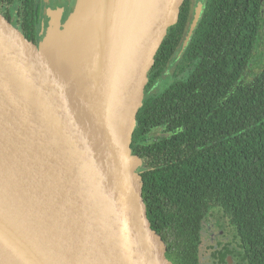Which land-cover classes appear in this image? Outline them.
Instances as JSON below:
<instances>
[{"label":"water","instance_id":"obj_1","mask_svg":"<svg viewBox=\"0 0 264 264\" xmlns=\"http://www.w3.org/2000/svg\"><path fill=\"white\" fill-rule=\"evenodd\" d=\"M70 1L46 2L38 40L0 10V264H177L133 131L183 0Z\"/></svg>","mask_w":264,"mask_h":264},{"label":"trees","instance_id":"obj_2","mask_svg":"<svg viewBox=\"0 0 264 264\" xmlns=\"http://www.w3.org/2000/svg\"><path fill=\"white\" fill-rule=\"evenodd\" d=\"M11 1L22 7V27L33 34L32 0ZM179 9L154 56L153 79L164 75L181 44L184 4ZM262 30L264 0H206L177 67L193 60L192 70L145 96L136 115L133 154L142 163L147 214L158 233L171 229L185 264H196L201 223L215 206L239 247L250 250V264H264L263 52L257 70H249ZM157 127L166 135L151 138Z\"/></svg>","mask_w":264,"mask_h":264},{"label":"flooded vegetation","instance_id":"obj_3","mask_svg":"<svg viewBox=\"0 0 264 264\" xmlns=\"http://www.w3.org/2000/svg\"><path fill=\"white\" fill-rule=\"evenodd\" d=\"M47 1H49L50 4H52L54 1H56V3L62 1L67 3V0H32V13L34 16L33 24L35 28L33 34L22 27L23 23L21 22L20 17H22L24 12H22V7L19 4L17 5L12 1L10 2V0H0V10L7 17L14 19L18 27H20L22 30H25L35 40H38L41 17ZM71 2L72 1H70V3ZM183 4L186 26L181 44H179L177 50L174 52L173 58L169 60L164 75L158 76L157 78L155 77V79H153V73L149 74L148 72L146 88L147 86L149 87L144 90V99L145 95H147L150 90H155L157 88L152 87L159 79H161V77L173 76L171 77V81L185 79L194 66L195 61L192 60L188 63V65L182 68L180 72H177V67L180 64L182 54L184 53L200 20L203 18L206 0H183L182 6ZM197 9H199V15L196 26L186 44V47L180 53L187 33L194 21ZM151 96H155V94ZM159 234L161 235V238L167 247L173 249L177 253V264H185L186 257L183 259L184 254L183 252H180V241L176 239V237L171 232V229L169 227H162ZM198 238L199 242L196 248V264H250V250H246L245 247H239L235 230L230 225L227 216L224 215L223 211L219 207H212L205 213Z\"/></svg>","mask_w":264,"mask_h":264},{"label":"rangeland","instance_id":"obj_4","mask_svg":"<svg viewBox=\"0 0 264 264\" xmlns=\"http://www.w3.org/2000/svg\"><path fill=\"white\" fill-rule=\"evenodd\" d=\"M71 1H73V0H71ZM52 5L55 6L56 1H54L52 3ZM260 36H261L262 41L257 45L256 52L254 55L255 60H252L249 70H257V68L260 66L261 62L263 61L262 52L264 53V30L261 31ZM64 38L65 37H59V38L57 37L55 39L56 40L55 43L62 46V47H65L67 49L74 48V46L71 43H69L67 39H64ZM171 77H173V76L161 77V79H159L155 83V85L152 87V88H155V87H157V88L155 90L151 88L152 90H150L149 93H147V95H145V96H149V95L151 96V95H154V94L161 92L163 90V88L171 82ZM163 135H166L164 127H157L150 132L151 138L160 137ZM141 167H142V163L140 164V168Z\"/></svg>","mask_w":264,"mask_h":264}]
</instances>
